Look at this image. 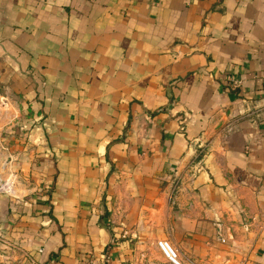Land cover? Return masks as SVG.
Returning <instances> with one entry per match:
<instances>
[{
  "label": "crops",
  "instance_id": "0c3cea01",
  "mask_svg": "<svg viewBox=\"0 0 264 264\" xmlns=\"http://www.w3.org/2000/svg\"><path fill=\"white\" fill-rule=\"evenodd\" d=\"M2 98L0 264H264V0H0Z\"/></svg>",
  "mask_w": 264,
  "mask_h": 264
},
{
  "label": "rangeland",
  "instance_id": "374dc122",
  "mask_svg": "<svg viewBox=\"0 0 264 264\" xmlns=\"http://www.w3.org/2000/svg\"><path fill=\"white\" fill-rule=\"evenodd\" d=\"M13 104L7 98L0 99V127L3 126L9 127L13 122H15L17 117H14V113H12ZM2 131H0V135ZM8 134L5 133V136ZM13 135V134H10ZM1 138V137H0ZM1 140V139H0ZM6 148H0V185L3 181H8L13 183V187L15 190V194L13 197H9L13 200H20L24 197L23 192L24 188L30 185V179L26 176V170L23 167H18V164L13 166V163L6 161L7 157ZM0 196H6L0 194Z\"/></svg>",
  "mask_w": 264,
  "mask_h": 264
},
{
  "label": "built area",
  "instance_id": "2783aa9c",
  "mask_svg": "<svg viewBox=\"0 0 264 264\" xmlns=\"http://www.w3.org/2000/svg\"><path fill=\"white\" fill-rule=\"evenodd\" d=\"M241 82L239 80H236L234 78L227 77L226 79V85L231 89H237L240 87ZM0 194L6 195L7 197H13L15 194V190L13 187V183L8 181L1 182L0 185ZM127 234L124 233L122 238H125ZM0 243L5 242L0 238ZM156 247L158 251L160 252V255L162 258L166 261L168 264H180L177 258L176 251L171 247V245L166 241H158L156 243ZM105 258L101 257L98 261L91 260L90 264H102L103 260Z\"/></svg>",
  "mask_w": 264,
  "mask_h": 264
}]
</instances>
